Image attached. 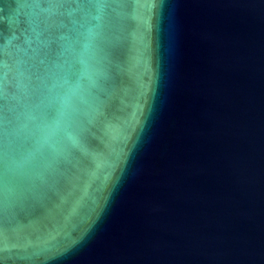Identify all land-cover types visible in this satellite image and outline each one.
Listing matches in <instances>:
<instances>
[{
  "label": "water",
  "instance_id": "obj_1",
  "mask_svg": "<svg viewBox=\"0 0 264 264\" xmlns=\"http://www.w3.org/2000/svg\"><path fill=\"white\" fill-rule=\"evenodd\" d=\"M0 264H264V0H0Z\"/></svg>",
  "mask_w": 264,
  "mask_h": 264
}]
</instances>
